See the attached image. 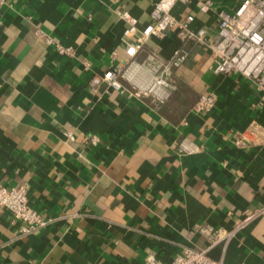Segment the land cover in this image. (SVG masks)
<instances>
[{
    "label": "crops",
    "instance_id": "0c3cea01",
    "mask_svg": "<svg viewBox=\"0 0 264 264\" xmlns=\"http://www.w3.org/2000/svg\"><path fill=\"white\" fill-rule=\"evenodd\" d=\"M156 0H7L0 23V182L27 184L47 225L21 235L0 206V264L169 263L187 248H205L204 227L232 228L246 209L264 205V146L240 148L234 133L264 123V90L237 74H215L203 44L173 71L165 102L107 89L90 79L125 56L128 10L142 29ZM190 0L173 13L195 15L192 27L217 34L219 12L238 0ZM45 34L46 36L42 35ZM53 39L49 43L46 37ZM56 43L72 47L61 54ZM179 45L174 30L146 43L140 59ZM114 55H116L114 58ZM211 87L208 113L193 106ZM72 132L74 138H69ZM92 136L97 137L94 143ZM189 137L203 150L181 155ZM224 264H264V213L225 248Z\"/></svg>",
    "mask_w": 264,
    "mask_h": 264
},
{
    "label": "built area",
    "instance_id": "2783aa9c",
    "mask_svg": "<svg viewBox=\"0 0 264 264\" xmlns=\"http://www.w3.org/2000/svg\"><path fill=\"white\" fill-rule=\"evenodd\" d=\"M190 0H156L151 10V21L142 29L138 19L128 10H118V14L127 23L124 35L135 37L125 49V56L119 62L112 64L103 72L95 73L90 79V89L94 93L100 92L102 87L108 90L127 92L132 96H152L160 102L168 100L177 88L173 79V71L184 65L190 57V45L203 44L212 58L211 70L218 75L237 74L253 80L260 90H264V0H238L232 10L223 9L219 12L217 34L211 37L204 27L193 28L195 20L193 13L177 17L173 13L174 7ZM7 0H0V15ZM211 1L199 4L202 11L211 8ZM1 23V18H0ZM174 30L179 45L170 56L155 50L146 59H140L146 43L151 37L163 38L168 31ZM46 36L45 34H42ZM49 43L53 39L46 37ZM61 54H72V47H65L56 43ZM116 55H114V58ZM218 101L217 92L211 87L200 95L193 106L197 113L210 112ZM74 138L72 132L66 133ZM234 143L240 148L264 146V123L257 119L251 121L244 131H236ZM97 141L96 136L91 137ZM203 150V145L185 137L179 144L181 155H191ZM0 206L9 209L13 214V221L20 222L21 235H27L47 225L49 219L44 218L29 200L27 184L8 187L0 182ZM264 213V205L254 209H246L244 216L232 228L204 227L202 232L210 239L205 248H187L178 253L169 263H161L156 255L151 254L146 264H224L222 259H215L210 254L211 248L222 243L226 248L246 225Z\"/></svg>",
    "mask_w": 264,
    "mask_h": 264
}]
</instances>
